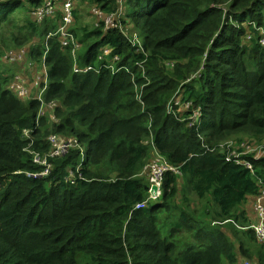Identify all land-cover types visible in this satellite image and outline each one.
I'll return each mask as SVG.
<instances>
[{
	"label": "trees",
	"instance_id": "trees-1",
	"mask_svg": "<svg viewBox=\"0 0 264 264\" xmlns=\"http://www.w3.org/2000/svg\"><path fill=\"white\" fill-rule=\"evenodd\" d=\"M28 1L33 9L40 3ZM79 1L118 8L116 0ZM21 2L0 0L7 33H0V62L5 49L24 45L28 62L42 59L46 32L56 26L4 20ZM74 2L69 30L80 49L74 57L48 39L40 100H20L7 88L17 64L0 67V264H237L238 251L241 262L264 264V243L234 225H251L245 204L264 187V156L243 157L251 171L217 148L264 143V46L250 25L264 26V0H127L121 22L133 23L140 50L96 18L80 25ZM74 62L89 70L75 73ZM177 92L192 104L173 115L167 103ZM193 109L203 114L199 130L186 124ZM51 134L82 145L84 179L65 178L80 161L76 148L33 176L43 171L33 155L49 151ZM154 151L175 171L166 173L160 197L137 209Z\"/></svg>",
	"mask_w": 264,
	"mask_h": 264
},
{
	"label": "built area",
	"instance_id": "built-area-1",
	"mask_svg": "<svg viewBox=\"0 0 264 264\" xmlns=\"http://www.w3.org/2000/svg\"><path fill=\"white\" fill-rule=\"evenodd\" d=\"M57 9H60L58 13L61 17L60 22L56 29L51 32L48 31L43 43V57L40 58L37 62H28L27 53L29 51L28 46L21 47L15 50H8L2 54L1 59L9 64L20 65L23 69H31L32 72L30 75H24L22 71L16 73L12 81L9 83L7 88L19 97L27 95L28 90L36 87L38 90L37 94L33 99L40 100L41 94L45 92L48 87L47 79V66L45 65L44 57L48 51L47 41L49 38L53 37L60 42L63 47L66 44L71 42L75 46H79L74 39L69 26L72 22V9H73V0H46L42 6L35 7L31 14L33 16V21L36 23H42L44 19L54 18L57 15ZM92 12L98 17L102 18L103 31L110 28H118L123 35L128 39L130 44L134 47H137L138 50L141 48V43L138 39V34L136 31H128V26L121 22L122 11L121 7L118 5V8L115 11H112V17H103V13L100 9L93 6ZM252 28L259 32L258 42L264 46V26L256 27L254 23L250 24ZM251 35L247 34L246 39H250ZM41 40V38L36 37L35 42ZM42 42V41H41ZM78 47L72 49L74 53ZM110 53V50H105L104 53ZM103 53V54H104ZM114 60H117L116 56H113ZM40 63V66H37L36 63ZM110 63V62H109ZM89 70V67H79L76 62L73 63V71L75 73H84ZM179 93V92H177ZM177 93L174 97L169 100L167 103V111L173 115L190 108L192 102L187 101L184 96ZM139 97V96H137ZM182 100L187 101L184 106L180 105ZM203 114L200 109H193L189 116L186 119V124L189 128L200 129L203 121ZM27 136V132L24 134ZM49 141V151L42 155H33V160L43 167V171L40 173L33 174V176L46 175L49 172V158L59 156L66 153L70 148H76L79 150L80 161L78 165L75 166L74 170H69L67 176L65 177L70 183H74L78 179H84V175L81 170V161L84 157V148L82 145L77 142L75 139H65L56 134H51L48 137ZM251 141H243L240 143H235L233 141H226L217 145L218 149H225L227 151L226 160H232L237 164H242L246 168L252 171L251 163L244 159L248 155L254 157V160L264 156V144L260 145L258 148H252L246 146L243 148L242 143H249ZM144 172L147 174L148 178V195L145 200L136 205V208H143L147 205L148 201L158 199L161 195V185L166 173L170 171H175V169L156 151L153 152V157L147 165L144 166ZM152 186H155V189L152 190ZM254 211L256 213V222L252 225L257 241L264 243V187L262 191L257 194L254 201ZM243 264H249L243 262ZM257 264V263H256Z\"/></svg>",
	"mask_w": 264,
	"mask_h": 264
},
{
	"label": "rangeland",
	"instance_id": "rangeland-1",
	"mask_svg": "<svg viewBox=\"0 0 264 264\" xmlns=\"http://www.w3.org/2000/svg\"><path fill=\"white\" fill-rule=\"evenodd\" d=\"M45 1L46 0H40V3L36 7L42 6L45 3ZM116 5H119L121 7L122 15L124 14V9H125V11L128 9L127 0H116ZM33 7H34V5L32 3H30L28 0H22L21 4L19 6H17V8L13 12H9L4 20H7V21L13 23L14 25H19V27L22 26V25L27 24L28 21H32L33 22V16L31 14V10L33 9ZM92 7L93 6L91 4H89V3H87V2L75 0L74 9H77V10L79 9V16H81V18H80V21H78V22H79L80 25H87L88 27H91L93 25V23H95V18H96V22L97 23L102 21L101 17H98L97 15H95L92 12ZM90 11L95 17L90 13ZM59 12H60V9H57V13H59ZM102 13H103V17H105V16L112 17V10H110L108 12L102 11ZM1 18H2V14H0V19ZM122 19H123V17H122ZM122 19H121V21H122ZM49 20H54L55 23H56V26L54 27V29L49 30V31L53 32L56 29L57 25H58V21H57L56 16L54 18H50ZM74 23H75V20L73 21L72 26L74 25ZM125 24L128 26V28H127L128 31H130V32L131 31H136L134 29L135 27H134L132 22L128 21ZM3 32H4L5 36H7V33H5V31H3V30L0 31L1 35L3 34ZM71 33L74 36L73 32H71ZM78 37H81V33L80 32L78 33ZM38 42L41 43V40L37 41V43ZM24 46H27V45H24ZM24 46H22V47H24ZM68 46H70V43L65 45V47H68ZM79 49H80V47L74 53H72V51H71V54L75 57L76 52ZM8 50H15V49H13V48L5 49V51H8ZM103 55H106L108 57L111 56L109 52L104 53ZM108 61H110V59H108ZM36 64H37V66H40L39 62L36 63ZM16 66L18 68L16 73H18V72L20 73L22 71V73L24 75H30L31 72H32L31 69H27L26 70V69H23L20 65L19 66L16 65ZM0 67L3 68V69H8L10 66L8 65V63L1 61L0 62ZM37 90L38 89L36 87H33V88L28 90L27 95H25L23 97H19L17 95L16 96H17V98H19L20 100H23V101L28 100V99H33L35 97V95L37 94V92H38ZM135 92H136V94H138V92L136 90H135ZM179 93H177V95ZM183 94L186 97L187 94H188V91L184 92ZM52 108H53V105H48V106L43 108V111H48L49 112V111L52 110ZM242 144H243V148H245L246 146H249V147H252V148H258L260 145H262L264 143L260 142V141H254L253 140V141H251L249 143H242ZM161 189H162V185H161ZM253 207H254V199L252 197V198H249L247 203L245 204L246 216L249 218L251 225L244 226V227L238 225L237 223H235L234 225L237 226L238 228H244V229L251 228L254 231L252 225L256 222V218H255V213H254V208ZM253 219L255 220L254 223H252L254 221ZM222 229L226 232V234L229 236V238H231V240H233V242L235 244V248L238 249V240L232 234V232L230 230V227L229 226H225ZM255 238H256V235H255ZM255 240H257V239H255ZM237 259H238L237 264H243V262H241V261L244 260L245 258L240 255L239 251L237 253ZM247 263L256 264L257 261L255 260V258H252V259L249 258Z\"/></svg>",
	"mask_w": 264,
	"mask_h": 264
},
{
	"label": "clouds",
	"instance_id": "clouds-1",
	"mask_svg": "<svg viewBox=\"0 0 264 264\" xmlns=\"http://www.w3.org/2000/svg\"><path fill=\"white\" fill-rule=\"evenodd\" d=\"M47 33V32H46ZM41 38V37H40ZM74 39H75V41L77 42V39H76V37H74ZM70 43V46H68V47H70V53H71V51H72V49L73 48H75V47H80V45L79 46H75V45H73L71 42H69ZM44 46V45H43ZM68 47H63V48H68ZM37 176H43V175H40V174H38Z\"/></svg>",
	"mask_w": 264,
	"mask_h": 264
},
{
	"label": "crops",
	"instance_id": "crops-1",
	"mask_svg": "<svg viewBox=\"0 0 264 264\" xmlns=\"http://www.w3.org/2000/svg\"><path fill=\"white\" fill-rule=\"evenodd\" d=\"M254 208V207H253ZM254 213H255V211H254ZM255 218H256V213H255ZM254 220V219H253ZM255 222V220L253 221V223Z\"/></svg>",
	"mask_w": 264,
	"mask_h": 264
},
{
	"label": "water",
	"instance_id": "water-1",
	"mask_svg": "<svg viewBox=\"0 0 264 264\" xmlns=\"http://www.w3.org/2000/svg\"><path fill=\"white\" fill-rule=\"evenodd\" d=\"M155 189V186H152V190H154Z\"/></svg>",
	"mask_w": 264,
	"mask_h": 264
}]
</instances>
